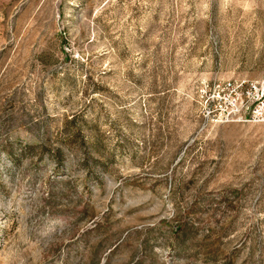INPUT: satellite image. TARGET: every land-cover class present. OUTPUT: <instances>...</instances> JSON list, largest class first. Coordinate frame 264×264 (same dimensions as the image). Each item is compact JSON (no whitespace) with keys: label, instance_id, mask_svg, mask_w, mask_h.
<instances>
[{"label":"rangeland","instance_id":"374dc122","mask_svg":"<svg viewBox=\"0 0 264 264\" xmlns=\"http://www.w3.org/2000/svg\"><path fill=\"white\" fill-rule=\"evenodd\" d=\"M264 0H0V264H264Z\"/></svg>","mask_w":264,"mask_h":264},{"label":"built area","instance_id":"2783aa9c","mask_svg":"<svg viewBox=\"0 0 264 264\" xmlns=\"http://www.w3.org/2000/svg\"><path fill=\"white\" fill-rule=\"evenodd\" d=\"M206 116L215 124H264V80H227L211 86Z\"/></svg>","mask_w":264,"mask_h":264}]
</instances>
